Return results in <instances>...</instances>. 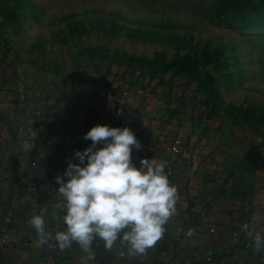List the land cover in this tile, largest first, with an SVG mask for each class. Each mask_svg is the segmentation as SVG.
<instances>
[{"label": "crops", "instance_id": "crops-1", "mask_svg": "<svg viewBox=\"0 0 264 264\" xmlns=\"http://www.w3.org/2000/svg\"><path fill=\"white\" fill-rule=\"evenodd\" d=\"M45 76L42 64L23 47L0 57V264H264V251H254L245 231L233 238L245 222L253 235H264L263 150L181 101L179 89L170 84L134 81L124 100L113 92L105 102L78 106L73 87L64 86L58 96L60 90L44 83ZM122 117L131 119L142 145L132 152L136 166L142 158L162 163L177 188L176 214L143 256H129L119 240L111 250L102 240L93 241L91 259L75 242L60 249L54 235L66 226L58 219L65 210L56 207V177L69 160L79 163L74 153L91 144L83 138L91 127H113ZM174 139L181 141L177 157L168 152ZM14 182L17 191L11 189ZM41 213L53 233L43 245L29 223Z\"/></svg>", "mask_w": 264, "mask_h": 264}, {"label": "rangeland", "instance_id": "rangeland-1", "mask_svg": "<svg viewBox=\"0 0 264 264\" xmlns=\"http://www.w3.org/2000/svg\"><path fill=\"white\" fill-rule=\"evenodd\" d=\"M264 0H0V57L24 48L74 102L170 84L264 151ZM18 48V49H17ZM43 77V80L45 79ZM128 91V92H127ZM127 92V93H126ZM126 105V103H124Z\"/></svg>", "mask_w": 264, "mask_h": 264}, {"label": "clouds", "instance_id": "clouds-1", "mask_svg": "<svg viewBox=\"0 0 264 264\" xmlns=\"http://www.w3.org/2000/svg\"><path fill=\"white\" fill-rule=\"evenodd\" d=\"M83 138L91 144L74 153L79 163L69 160L63 175L56 177L60 197L56 207L65 210L58 219L66 230L56 232L55 241L60 249L75 242L89 259L95 255L96 240L109 250L119 240L127 245L129 256L146 255L176 214L177 188L170 184L162 163L142 158L136 166L132 152L142 145L129 127L97 124ZM29 223L42 245L53 239L42 213L32 216ZM250 229V224L242 225L246 237L253 238L254 251H264V235H253ZM193 232L189 229L187 234Z\"/></svg>", "mask_w": 264, "mask_h": 264}, {"label": "built area", "instance_id": "built-area-1", "mask_svg": "<svg viewBox=\"0 0 264 264\" xmlns=\"http://www.w3.org/2000/svg\"><path fill=\"white\" fill-rule=\"evenodd\" d=\"M113 127H121V128L129 127L131 129V119L128 117H122L117 121V123ZM46 144L48 146H51L52 142L47 141ZM181 148H182L181 147V141L178 139H174L168 147V152L177 157V156L181 155V153H182ZM35 166H36L35 161L30 162L31 168H34ZM31 177H33L32 174L30 175V178ZM19 188H20V185L18 182H14L11 184L12 191H17ZM245 223H247V222H245ZM245 223H242L241 226L233 233V238L237 239L240 237L241 233L244 232V230H242V225ZM215 231H216V225L213 224L211 226V232H215ZM96 245H99V244H96ZM49 247H50V249H52L53 245H50ZM121 255H124V253L122 252ZM212 258H213V253H209L208 254V260L211 261Z\"/></svg>", "mask_w": 264, "mask_h": 264}, {"label": "trees", "instance_id": "trees-1", "mask_svg": "<svg viewBox=\"0 0 264 264\" xmlns=\"http://www.w3.org/2000/svg\"><path fill=\"white\" fill-rule=\"evenodd\" d=\"M248 11L249 12H263L264 11V6L261 4V2H256V3H250L248 6Z\"/></svg>", "mask_w": 264, "mask_h": 264}]
</instances>
